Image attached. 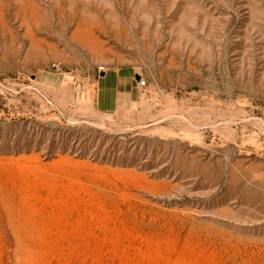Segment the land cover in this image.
I'll return each instance as SVG.
<instances>
[{"label": "rangeland", "instance_id": "374dc122", "mask_svg": "<svg viewBox=\"0 0 264 264\" xmlns=\"http://www.w3.org/2000/svg\"><path fill=\"white\" fill-rule=\"evenodd\" d=\"M0 264H264V0H0Z\"/></svg>", "mask_w": 264, "mask_h": 264}, {"label": "crops", "instance_id": "0c3cea01", "mask_svg": "<svg viewBox=\"0 0 264 264\" xmlns=\"http://www.w3.org/2000/svg\"><path fill=\"white\" fill-rule=\"evenodd\" d=\"M118 73H110L108 76H110L111 79L115 80V86L114 88H110L113 91H116L117 93H125L126 95L132 96L135 89L136 84L138 85V82L134 80V78L127 77V76H119Z\"/></svg>", "mask_w": 264, "mask_h": 264}, {"label": "built area", "instance_id": "2783aa9c", "mask_svg": "<svg viewBox=\"0 0 264 264\" xmlns=\"http://www.w3.org/2000/svg\"><path fill=\"white\" fill-rule=\"evenodd\" d=\"M105 70V67H101V71H104ZM139 84V87H145L146 86V82L144 80H140L138 82Z\"/></svg>", "mask_w": 264, "mask_h": 264}]
</instances>
